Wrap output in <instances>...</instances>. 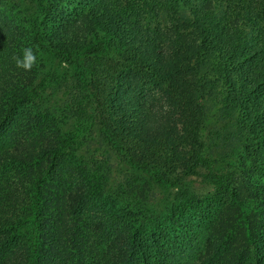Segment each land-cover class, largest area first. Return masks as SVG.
I'll return each instance as SVG.
<instances>
[{
    "label": "trees",
    "instance_id": "16d2710c",
    "mask_svg": "<svg viewBox=\"0 0 264 264\" xmlns=\"http://www.w3.org/2000/svg\"><path fill=\"white\" fill-rule=\"evenodd\" d=\"M27 1L0 23V264H264V0ZM94 128L136 170L116 189Z\"/></svg>",
    "mask_w": 264,
    "mask_h": 264
},
{
    "label": "rangeland",
    "instance_id": "374dc122",
    "mask_svg": "<svg viewBox=\"0 0 264 264\" xmlns=\"http://www.w3.org/2000/svg\"><path fill=\"white\" fill-rule=\"evenodd\" d=\"M20 1L22 0H0V23L3 21L2 23L10 25L13 30L23 26L24 23L22 22V17H24V15L37 16L36 8L33 4L27 0L23 4H20ZM57 2L67 13L76 12L79 4L77 0H57ZM45 63L51 65L53 69H58L63 75L66 73V66L64 64L61 66L59 60L50 54H48V59ZM44 73L46 72H43L40 78L44 77ZM202 101L209 117L207 131L217 129L227 121V117L223 116L222 111H218L219 106L214 104L217 102H214L213 95H206ZM87 137V143L91 147V150H95L97 153H104L105 156H109L110 158L109 160L112 163V170L108 185L109 189H116L121 184H124L128 175L136 172V170L131 168L125 161L108 148L100 136L98 129L94 128V132H90ZM214 140L216 141L217 137ZM214 140H211L210 155L216 159L223 154L222 149L224 146H217L219 140L217 143ZM187 185L191 191L199 194L205 193L212 188L206 178L200 176L189 179ZM176 192L177 189H166L159 185L153 186L148 196L149 203L153 204L157 209L167 207L174 200Z\"/></svg>",
    "mask_w": 264,
    "mask_h": 264
},
{
    "label": "clouds",
    "instance_id": "9594fccd",
    "mask_svg": "<svg viewBox=\"0 0 264 264\" xmlns=\"http://www.w3.org/2000/svg\"><path fill=\"white\" fill-rule=\"evenodd\" d=\"M36 55L33 53L32 48L23 49V57H15L16 66L22 68L25 71H30L33 65L36 63Z\"/></svg>",
    "mask_w": 264,
    "mask_h": 264
}]
</instances>
